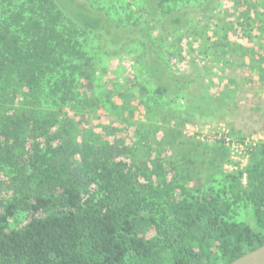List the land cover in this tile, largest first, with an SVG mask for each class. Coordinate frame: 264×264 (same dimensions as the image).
I'll list each match as a JSON object with an SVG mask.
<instances>
[{"label":"trees","instance_id":"trees-1","mask_svg":"<svg viewBox=\"0 0 264 264\" xmlns=\"http://www.w3.org/2000/svg\"><path fill=\"white\" fill-rule=\"evenodd\" d=\"M142 1L0 0V177L12 191L0 198V264H230L264 246V145L226 172L225 142L186 137L192 114L166 100L187 83L155 69L168 68L165 37L204 19L206 0L192 12L193 0ZM195 25L192 42L205 47L209 25ZM129 49L153 86L142 91L147 120L134 123L132 143L114 122L92 124L98 111L121 108L97 74L105 57ZM232 86L223 102L237 107L244 90ZM218 102L209 98L208 110ZM259 120L252 133L264 135ZM242 206L254 226L236 219Z\"/></svg>","mask_w":264,"mask_h":264},{"label":"rangeland","instance_id":"rangeland-1","mask_svg":"<svg viewBox=\"0 0 264 264\" xmlns=\"http://www.w3.org/2000/svg\"><path fill=\"white\" fill-rule=\"evenodd\" d=\"M101 1L110 5L123 3L134 7L138 2H143L142 0ZM149 4L155 10V6L150 2ZM197 7V0H193L188 11L192 12ZM199 13L204 14V19L198 18L195 22L190 21L188 24L189 27L192 25V27H197L198 25L195 24H199L200 21L207 22L209 29L204 37L206 40L204 43H207L205 47L193 44L194 35L191 34V28L187 27L166 36V49L160 50L165 51L163 61L166 62L168 68L164 69L159 65L155 67L158 73L164 74L167 70L173 77L165 79L171 84H174L176 79L187 83L185 92L166 100L172 103L175 110L192 114L191 122L185 125L183 132L186 137L193 138L192 140L196 142L199 141L202 146L218 142L215 137L224 131L232 134L235 140L238 139L234 134L238 132L249 135L245 140H252L261 135L252 133L254 131L252 129L258 126L259 119L264 114V111L262 114L258 112L261 107L259 103L264 102V0H206L204 6L199 8ZM166 18L164 17L165 20ZM152 35L157 37L158 31H154ZM218 38H224L220 42L221 45L216 43ZM136 52L129 49L121 56L105 57L106 63L103 66L106 68L102 67V72L97 74V78L100 79L98 83L105 85L102 89L110 95L117 93L115 99L113 96L112 98L121 108L118 109V114L113 113L116 116H112L107 107V110L98 111L92 119L93 126L98 127L99 130L111 122L120 125L125 135L127 129L129 143L133 141L134 123L137 125L138 121L147 120L145 107L141 104L142 91L144 94L146 86L153 89L146 72L141 73V70L136 68V58L139 55ZM235 82L244 90V93L238 95L237 107L234 106L235 100L225 104L223 102L227 99L225 94L233 88L232 85ZM196 96L197 98H194ZM209 98L215 99L218 104V101L222 100L221 107L227 109L213 107L208 110L206 102ZM202 99L204 100L201 101ZM187 100L191 104L187 103ZM126 102H130L128 108L133 110V114L127 111ZM158 110L160 109H155V111ZM148 127L151 125L148 124ZM157 127L158 124L153 123L149 129L150 132L157 130ZM158 135V138L161 137L160 133ZM149 136L153 137L151 134ZM154 141H152L153 146L157 147ZM256 143L253 142L251 146L262 145ZM200 149L202 151V148ZM249 159L250 157L240 158V156L232 159L230 153V163L224 165V170L226 172L241 171L247 166ZM205 173L208 171L205 170ZM1 176L0 198L7 200L12 195V191L6 188L10 178ZM236 213V219L239 222H247L254 226L250 207H237ZM24 218L20 215L14 223L21 224Z\"/></svg>","mask_w":264,"mask_h":264},{"label":"built area","instance_id":"built-area-1","mask_svg":"<svg viewBox=\"0 0 264 264\" xmlns=\"http://www.w3.org/2000/svg\"><path fill=\"white\" fill-rule=\"evenodd\" d=\"M216 140H222L225 142V145L229 148L231 153V158L235 159L237 156L240 158H248L250 157V152L252 151L253 142H257L256 144H263L264 145V135H258V137L253 138L252 140H244L239 141L233 139L228 131H224V133H220L218 136L215 137ZM255 144V145H256ZM256 147V146H255Z\"/></svg>","mask_w":264,"mask_h":264},{"label":"water","instance_id":"water-1","mask_svg":"<svg viewBox=\"0 0 264 264\" xmlns=\"http://www.w3.org/2000/svg\"><path fill=\"white\" fill-rule=\"evenodd\" d=\"M230 264H264V246L241 256Z\"/></svg>","mask_w":264,"mask_h":264}]
</instances>
